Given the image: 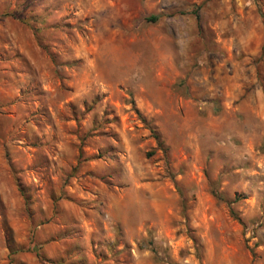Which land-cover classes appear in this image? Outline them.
Returning <instances> with one entry per match:
<instances>
[{
    "label": "rangeland",
    "instance_id": "1",
    "mask_svg": "<svg viewBox=\"0 0 264 264\" xmlns=\"http://www.w3.org/2000/svg\"><path fill=\"white\" fill-rule=\"evenodd\" d=\"M0 264H264V0H0Z\"/></svg>",
    "mask_w": 264,
    "mask_h": 264
},
{
    "label": "trees",
    "instance_id": "2",
    "mask_svg": "<svg viewBox=\"0 0 264 264\" xmlns=\"http://www.w3.org/2000/svg\"><path fill=\"white\" fill-rule=\"evenodd\" d=\"M150 19H152V20H153V19H155V17H150ZM18 187H19V190H20V191L22 192V194H23V188L21 187V185H20V184L18 185Z\"/></svg>",
    "mask_w": 264,
    "mask_h": 264
}]
</instances>
